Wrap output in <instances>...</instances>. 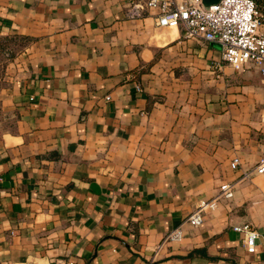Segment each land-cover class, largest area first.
Here are the masks:
<instances>
[{"label":"crops","instance_id":"0c3cea01","mask_svg":"<svg viewBox=\"0 0 264 264\" xmlns=\"http://www.w3.org/2000/svg\"><path fill=\"white\" fill-rule=\"evenodd\" d=\"M144 1L0 0V40L23 45L0 87V264H264V173L242 175L264 157V74L155 8L128 18Z\"/></svg>","mask_w":264,"mask_h":264},{"label":"built area","instance_id":"2783aa9c","mask_svg":"<svg viewBox=\"0 0 264 264\" xmlns=\"http://www.w3.org/2000/svg\"><path fill=\"white\" fill-rule=\"evenodd\" d=\"M147 8L157 9L156 25L180 27L186 39H200L217 43L220 47L221 60L228 63L235 71H241L248 65L256 66L264 74V31L261 30L262 15L255 0H218L205 7L201 0H146L134 3L127 8L128 18H138ZM219 68V63L214 65ZM261 121L264 125V114ZM239 157L230 161V167L237 169ZM253 173H264V157L256 165L244 172V177ZM234 184L222 182L218 185L215 197L200 203L170 230L162 239L158 248L166 243L178 242L183 236V226L198 227L203 223L205 211L217 207L221 199L233 196ZM233 230L243 234L246 251H255V241L259 236L249 223L233 226ZM56 264H73L61 261Z\"/></svg>","mask_w":264,"mask_h":264},{"label":"rangeland","instance_id":"374dc122","mask_svg":"<svg viewBox=\"0 0 264 264\" xmlns=\"http://www.w3.org/2000/svg\"><path fill=\"white\" fill-rule=\"evenodd\" d=\"M22 41L20 40H0V87H2L7 79L13 74V67H9V62L16 58L17 53L22 49ZM9 81V80H8ZM264 113V112H263ZM260 116L259 121L262 123ZM8 125V120L2 119L0 116V129H6Z\"/></svg>","mask_w":264,"mask_h":264},{"label":"water","instance_id":"95a60500","mask_svg":"<svg viewBox=\"0 0 264 264\" xmlns=\"http://www.w3.org/2000/svg\"><path fill=\"white\" fill-rule=\"evenodd\" d=\"M218 0H201L202 4L205 6V7H208L209 5L211 4H214L216 3Z\"/></svg>","mask_w":264,"mask_h":264}]
</instances>
